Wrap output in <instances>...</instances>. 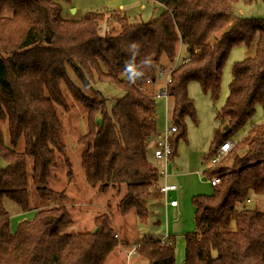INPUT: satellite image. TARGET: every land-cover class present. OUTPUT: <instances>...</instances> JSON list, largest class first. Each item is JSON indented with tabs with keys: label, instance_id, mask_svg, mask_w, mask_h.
<instances>
[{
	"label": "trees",
	"instance_id": "obj_1",
	"mask_svg": "<svg viewBox=\"0 0 264 264\" xmlns=\"http://www.w3.org/2000/svg\"><path fill=\"white\" fill-rule=\"evenodd\" d=\"M152 1L165 8L159 17L134 22L121 15V31L110 35L101 33L106 11L69 20L63 12L71 0H0V121L8 124V142L0 125V264H105L119 244L108 212L93 218L94 230L75 234L67 231L70 212L57 203L12 229L13 214L32 210L30 187L41 200L67 199L49 186L62 162L73 176L57 112V106H68L63 86L87 113L86 133L78 139L87 182L101 194L124 185L118 210L125 215L134 209L139 220L147 219L160 181L149 160L157 104L145 86L157 79L163 55L172 64L178 43L189 48L188 60L173 67L166 86L170 122L177 128L171 161L179 142L187 141V121L198 122L188 85L197 82L217 101L236 46L254 54L232 67L229 95L216 116L221 126L205 161L249 125L258 108L264 114V19L236 16L239 0ZM68 68L85 90L109 83L124 96L110 109L106 99L85 95ZM237 146L225 159L230 166L204 172L222 183L192 199L196 229L185 235L184 264H264V210L247 204L264 196V122L248 128ZM169 241L144 238L136 253L149 264H175V243Z\"/></svg>",
	"mask_w": 264,
	"mask_h": 264
},
{
	"label": "rangeland",
	"instance_id": "obj_2",
	"mask_svg": "<svg viewBox=\"0 0 264 264\" xmlns=\"http://www.w3.org/2000/svg\"><path fill=\"white\" fill-rule=\"evenodd\" d=\"M157 7L159 6L156 5L152 8H150V6H147V10H145V12L143 13L144 15H142L143 17H137L136 19H133L134 22H148L153 18L159 17L164 11H161L160 7L162 6H160L159 8ZM234 10L236 16H238L239 18L264 19V5L261 0H256L255 2L249 5L246 4L245 0H239ZM70 13L72 14V17L69 14H66L69 20L78 18L74 17L75 15L73 14L72 10H70ZM119 17L120 15L117 14H107L105 17L106 21H104L101 26V33H108L110 35L118 34L121 31L119 25L117 24V19ZM187 53L188 50L186 49V47L181 42L178 43L175 61L171 64L167 57L163 55L161 59L162 69L156 75L157 79L145 86V90L149 92L156 100L158 132H163L166 127L172 125L170 122V115L173 107V103L171 100H169L165 96H159V94L163 95V93H161L160 91L164 89L167 78L170 75L171 70H173V67L180 64V62L187 55ZM253 54V49H248L245 45H239L233 48L225 64V68L222 75L220 96L217 101L212 100L210 94H204L202 92L201 86L197 82H191L188 85V94L190 99L194 101L197 111L198 122L196 124L191 120L187 121V141L181 140L179 142L178 154L173 161H170L167 170L169 175V182H173L181 186V189L179 191L174 192L177 193L176 198H178L179 201L184 200V197L182 198V194L185 192L186 187L190 188L188 191L189 194L201 191L202 193H205L202 195H210L213 192V187L208 182V178L205 177L204 172L208 168L214 169L217 166H230L232 163L229 160L225 159L231 154V152L236 147H238V142L247 133L248 128H250L252 125L264 122L263 111L261 108H258L253 121L250 122V124L247 125L240 133L231 138V140L236 142V146L232 149V151L223 155L220 159V162L215 166H211L209 160L207 162L205 161V157L208 155L213 142L215 130L221 126V121L217 120L216 116L217 113L224 106L226 99L229 95V84L232 79V67L236 62H240L248 57H251ZM161 72L164 74V76L162 79H159L158 76ZM68 76L77 87L83 90L85 95L98 98L99 100L106 99L110 109L114 104V99L122 98L124 96L123 90L109 83L95 82L91 90H85L78 77L70 68H68ZM63 91L66 95V101L68 106L65 109L60 106H57V112L63 125L61 139L66 147V154L69 158L73 174H75V172L77 173L79 167L78 162H81V147L78 145V142H75V138H78L82 134V131L85 130L86 132L87 130V113L82 105L78 104L73 100L70 93L64 86ZM0 125L4 132L5 141L8 142L7 121H0ZM18 147L20 149V144ZM152 148H150V151ZM241 153L242 152H240V154ZM149 160L154 166L158 168H164L165 166L164 161H157L151 154L149 155ZM63 167L65 168V164L62 162L58 170L62 169ZM58 170H56V174ZM162 179L165 180V178ZM167 181L168 179L166 180V182ZM182 191L183 193L180 194ZM174 193L169 195V200H171L172 195ZM192 199L191 202L190 200L188 201L186 211L181 217H169L168 211H165L164 207L160 210L157 209L155 213L159 220V224H153L151 215L148 216V219L146 220H139L136 219V216L133 214L127 213L126 215L122 216L121 214H116L115 211L112 210L113 216L111 215V219L113 227L115 229L118 228V230H121V236L128 239L127 244L123 242V240L120 239L121 237H118L117 233L115 232L116 236L118 237L117 240L119 241L118 245L121 246V244H123L121 253L124 259L118 264H149L146 260L138 257V255H136L137 253L135 254L136 247L134 241L139 238L140 242V240L144 236H149L156 240L160 239V237L167 232L169 227H171V233L175 234L176 239L175 264H184L183 235L185 237L188 232H192L196 229V224L194 220L195 208L192 204ZM92 200H96V203L94 202L93 205L90 204V202H84V204H80L88 207L92 211V213L89 215L90 210L88 212L82 213V216L78 217L79 221L72 225L73 228L81 227V229H78L79 231L83 230L84 228H87L88 231L93 230V216L96 215L93 214V207L100 205L97 197L92 198ZM116 201L117 199H115V202ZM30 203L32 206L39 203L46 206L47 204H49V201L41 200V198L36 193L35 189L33 187H30ZM247 204L249 207H257V209L263 211L264 196L253 197L252 200L247 201ZM111 205H113V203ZM18 215L19 213L16 214V216ZM12 216H14V214ZM125 246H128L127 248L129 249L125 248Z\"/></svg>",
	"mask_w": 264,
	"mask_h": 264
},
{
	"label": "crops",
	"instance_id": "obj_3",
	"mask_svg": "<svg viewBox=\"0 0 264 264\" xmlns=\"http://www.w3.org/2000/svg\"><path fill=\"white\" fill-rule=\"evenodd\" d=\"M156 5H158L159 7L161 6L152 0H71V3L64 4L63 14H64L65 18H67L66 14H69L70 16L72 15L70 13V10H72L73 14L75 15L74 17H81L85 13L91 12V11H99V12L106 11V12H109L112 14H117L120 16L126 15L131 20H133V19H136L137 17H143L142 15H144L143 13L145 12V10H147V6H150V8H152ZM159 7H157V8H159ZM160 8H161V11L162 10L165 11V8L163 6ZM153 10H155V9H153ZM184 46L188 50V53L182 59L180 64L187 61L189 58V48L186 45H184ZM158 91H160V90H158ZM158 91H157V93H158ZM84 132H85V130L82 131V134L80 136H82L83 134L86 133V132L85 133ZM79 137L75 138V142H78L77 140L79 139ZM154 141H155V137L152 138V141L150 143V148L153 147ZM75 146H77V145H75ZM22 148H23V143L21 142L20 143V150ZM78 166L79 167H78L77 173L75 172V174H73L71 179L68 178V167L65 166V168L63 167L62 169L58 170L56 176L54 178H52L49 182V186L51 189H53L54 191H57V192H64L65 193V195L67 197L66 200H64L62 202H49V204H47L46 206H44L40 203L36 204L34 206L31 205L32 210L29 211L28 213L19 214L18 216H16V214H14V216H12V218H11L12 229H15L17 224L20 221L26 220V219H28V220L32 219L34 217V215L36 214L38 209L53 206L55 203H57V205L66 206V208L68 209V211L70 212V214L72 216V221H73L72 225H74L75 223H77V221H79L78 217H81L82 213L88 212L90 210L88 207H86L84 205H80V204H84V202H86V203L90 202V204L93 205L94 202L96 203V200L95 201L92 200V198H94V197L98 198L100 206L93 207V214L100 215L104 212H109L113 216L112 210H114L116 214H121L118 210V205H119L121 198L125 194V191H126L125 186L123 185V186L118 187V188L111 187V188H109V190L105 194H101L98 191V187H91L89 185V183L87 182L84 171H83V167H82V161L78 162ZM168 166L169 165H165L164 168H166L168 170ZM156 168L159 169L158 167H156ZM167 179H168V181L166 182ZM167 179H165V180L161 179L159 181V183L160 184L173 183V182H169V176ZM180 189H181V186H180L179 190ZM189 189H190L189 187H186L185 192L183 193V191H182L180 193V194L183 193L182 198L184 197V200H182V201H179L178 198H176L177 193H174L172 195L171 200L178 201V205L176 207H172V206L166 204L165 199L158 192L155 191L154 193H152V195L150 196V198L148 200V209H149L148 216H150V215L152 216L153 224H159V220H158L156 213H155L157 209L160 210L161 208L164 207L165 211H168L169 217L170 216L181 217L186 211L187 204H188L189 200L191 202V199L194 196L205 194V193H202L201 191L194 192L193 194H189L188 193ZM186 196H187V198H186ZM115 199H117L116 202H115ZM110 202H111V204L113 203V205H111ZM114 202H115V204H114ZM82 206H84V207H82ZM109 208H110V210H109ZM91 213H92V211L90 210L89 215ZM128 213L136 216V212L134 209H131ZM77 215H79V216H77ZM96 215H94L93 218ZM136 219H138L137 216H136ZM147 219H148V217H147ZM72 225L67 229L68 232H72V233L77 234V233H80L83 231H88L87 228H84L83 230L79 231L78 229H81V227L80 228H73ZM112 226H113V223H112ZM113 229L117 233L118 237H121L120 239H122L123 242L128 244V239L121 236L122 231L118 230V228L115 229L114 227H113ZM170 229H171V227H169L167 232L164 235H162L160 237V239H157V240L162 241L163 243H167V241L173 239L174 243H175V241H176L175 234H172L171 233L172 230H170ZM93 230H94V228H93ZM144 238H151V237L144 236L140 240V242H139V238H138L137 240L134 241L135 247H137ZM183 238H184V256H185V237H184V235H183ZM122 247H123V244H121V246L118 245L115 248V250L108 256L105 264H118L119 262H122V260L124 259L123 255L121 253ZM127 247L125 246V248H127ZM127 249H129V248H127ZM175 261H176V256H175Z\"/></svg>",
	"mask_w": 264,
	"mask_h": 264
},
{
	"label": "built area",
	"instance_id": "obj_4",
	"mask_svg": "<svg viewBox=\"0 0 264 264\" xmlns=\"http://www.w3.org/2000/svg\"><path fill=\"white\" fill-rule=\"evenodd\" d=\"M164 74L161 72L158 76L159 79H162ZM170 82V77L168 76L166 84L164 86V89H162L160 92L163 93V95L159 94V96H165L166 95V86L167 83ZM151 83L150 81L147 82V84ZM177 132V128L173 125H170L166 127V129L163 132H157L155 134V141L153 148L151 149V155L157 160V161H164L165 165H168L170 163V158L172 156L173 150L171 145V139L172 136ZM236 146V142L229 139L219 145L217 152L215 156L211 159L210 165L215 166L220 162V159L223 155L229 153L232 151V149ZM160 180L162 178L167 179L168 178V172L166 168H159L158 169ZM208 182L213 188L219 187L222 183L220 177L213 176L208 179ZM180 186L174 183H164V184H157V192L165 199L166 204L176 207L178 205V201L176 200H169L168 197L174 192H177L179 190ZM117 237V236H116ZM118 238V237H117ZM168 245H171L172 243L170 241H167ZM136 253V248H135Z\"/></svg>",
	"mask_w": 264,
	"mask_h": 264
},
{
	"label": "water",
	"instance_id": "obj_5",
	"mask_svg": "<svg viewBox=\"0 0 264 264\" xmlns=\"http://www.w3.org/2000/svg\"><path fill=\"white\" fill-rule=\"evenodd\" d=\"M229 132V131H228ZM151 153V151L149 150V154Z\"/></svg>",
	"mask_w": 264,
	"mask_h": 264
}]
</instances>
